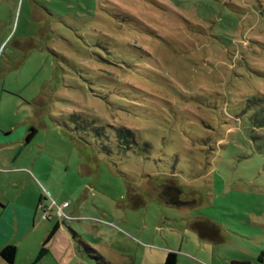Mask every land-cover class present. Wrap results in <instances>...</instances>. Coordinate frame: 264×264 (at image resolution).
<instances>
[{
	"label": "rangeland",
	"instance_id": "1",
	"mask_svg": "<svg viewBox=\"0 0 264 264\" xmlns=\"http://www.w3.org/2000/svg\"><path fill=\"white\" fill-rule=\"evenodd\" d=\"M258 98L264 0H0V125L35 129L0 175L30 208L0 264L55 224L34 264H264Z\"/></svg>",
	"mask_w": 264,
	"mask_h": 264
},
{
	"label": "crops",
	"instance_id": "2",
	"mask_svg": "<svg viewBox=\"0 0 264 264\" xmlns=\"http://www.w3.org/2000/svg\"><path fill=\"white\" fill-rule=\"evenodd\" d=\"M27 131L28 130H23L20 133H18V132L15 133V131L12 130L10 127L3 128L0 125V159L4 163H6V165L2 166L3 169L0 172L1 176H3V175L9 176L10 175L8 173H5V170L11 171L10 170L11 168H8L7 163L12 162V164H16L17 163L16 162V156L18 155V152L23 150V148L26 146V144H28L30 142V140L29 141L24 140ZM15 168H18V166H16ZM18 173H21V172H18ZM22 175L29 182L31 181L32 178L38 179V178H36V176H34L32 174L22 173ZM16 193H19V191H16ZM36 197L38 200L41 198V195H39V193H38L36 195ZM16 199H17L16 196L13 198V200H11L8 197L2 198L0 195V207H1L0 208V224L3 226L5 225L10 230H12V227L15 226L16 232H17L19 230V228L21 227V224L24 223V219L26 217L27 211H30L29 210L30 208L27 206H24V203L22 204L21 202H17ZM32 205H34L32 208L33 209V218H34L36 216V209L35 208L37 206H36V204H34V202ZM12 210L14 212V219L12 216ZM4 213L9 214V219H8L9 221L6 220L2 216V214H4ZM0 232H1V229H0ZM45 253H47V249H46Z\"/></svg>",
	"mask_w": 264,
	"mask_h": 264
},
{
	"label": "trees",
	"instance_id": "3",
	"mask_svg": "<svg viewBox=\"0 0 264 264\" xmlns=\"http://www.w3.org/2000/svg\"><path fill=\"white\" fill-rule=\"evenodd\" d=\"M257 103H258V110H255L256 113H254V115L250 117V122L255 127H264V98H258ZM34 133H35V129L30 127L26 132L24 140L25 141L31 140ZM179 194H180L179 187H177L175 183H173L169 179L162 180L155 193V195L157 196V198L161 203L171 206L181 204L182 201H180L178 198ZM56 226L57 224H55L49 230L46 237L42 240L41 247L38 249V252L34 260L29 264H34L40 259L41 256L45 254L46 249L43 246V244H45L48 241L50 235L53 233ZM14 254H15V246L12 244H4L0 247V258L5 262L12 263ZM173 261H174V253L170 251L167 252L164 259V263L173 264L174 263ZM231 264H244V263L232 262Z\"/></svg>",
	"mask_w": 264,
	"mask_h": 264
},
{
	"label": "built area",
	"instance_id": "4",
	"mask_svg": "<svg viewBox=\"0 0 264 264\" xmlns=\"http://www.w3.org/2000/svg\"><path fill=\"white\" fill-rule=\"evenodd\" d=\"M65 206H66V203L63 202V203L61 204V206L57 207V212H56V213H57V216H58V217L66 216V214H64V213L62 212V208L65 207ZM46 214H47V210L44 211V213H43V217H45Z\"/></svg>",
	"mask_w": 264,
	"mask_h": 264
}]
</instances>
